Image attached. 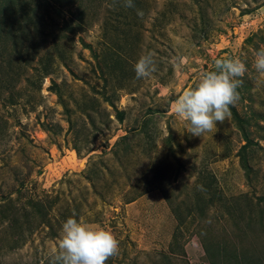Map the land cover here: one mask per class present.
Here are the masks:
<instances>
[{"label":"rangeland","instance_id":"374dc122","mask_svg":"<svg viewBox=\"0 0 264 264\" xmlns=\"http://www.w3.org/2000/svg\"><path fill=\"white\" fill-rule=\"evenodd\" d=\"M124 3L13 0L2 18L0 264H50L73 215L119 241L106 264H264V0ZM225 54L248 68L239 100L193 136L172 105Z\"/></svg>","mask_w":264,"mask_h":264},{"label":"clouds","instance_id":"9594fccd","mask_svg":"<svg viewBox=\"0 0 264 264\" xmlns=\"http://www.w3.org/2000/svg\"><path fill=\"white\" fill-rule=\"evenodd\" d=\"M125 7H134L125 0ZM140 13L138 12V15ZM154 53L142 54L133 65L137 79L150 78L156 71ZM253 68L264 74V45L254 51ZM214 70L202 72L196 84L175 99L172 111L193 136L201 137L230 116V106L239 100L237 89L248 71L244 62L228 54L213 60ZM119 251V241L103 228H90L73 216L62 224L50 264H106Z\"/></svg>","mask_w":264,"mask_h":264},{"label":"trees","instance_id":"16d2710c","mask_svg":"<svg viewBox=\"0 0 264 264\" xmlns=\"http://www.w3.org/2000/svg\"><path fill=\"white\" fill-rule=\"evenodd\" d=\"M12 3H13V0H0V28L2 27L3 24H5V21H3L2 18L4 16H7L8 14L10 15L12 11L15 12V8L11 5ZM14 18H17V16L12 15V19ZM245 140L247 143L248 142L247 137H245ZM243 148H245V144L243 145Z\"/></svg>","mask_w":264,"mask_h":264}]
</instances>
